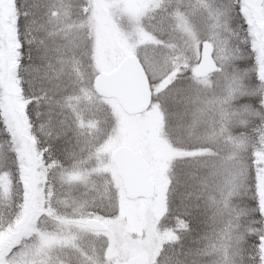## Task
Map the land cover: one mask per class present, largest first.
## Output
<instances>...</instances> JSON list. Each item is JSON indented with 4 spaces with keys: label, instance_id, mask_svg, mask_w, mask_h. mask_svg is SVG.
<instances>
[{
    "label": "snow or ice",
    "instance_id": "1",
    "mask_svg": "<svg viewBox=\"0 0 264 264\" xmlns=\"http://www.w3.org/2000/svg\"><path fill=\"white\" fill-rule=\"evenodd\" d=\"M0 264H264V0H0Z\"/></svg>",
    "mask_w": 264,
    "mask_h": 264
}]
</instances>
